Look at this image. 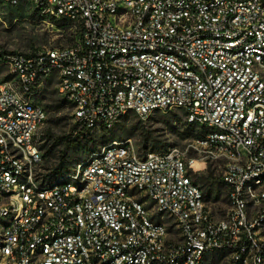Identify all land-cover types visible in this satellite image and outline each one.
Instances as JSON below:
<instances>
[{
	"label": "built area",
	"instance_id": "2783aa9c",
	"mask_svg": "<svg viewBox=\"0 0 264 264\" xmlns=\"http://www.w3.org/2000/svg\"><path fill=\"white\" fill-rule=\"evenodd\" d=\"M0 4H28L72 36L0 55L11 78L0 82V264H264V0ZM52 81L91 132L184 111L203 134L185 152L145 156L112 143L46 183L38 93ZM189 151L222 166L225 218L194 182Z\"/></svg>",
	"mask_w": 264,
	"mask_h": 264
},
{
	"label": "rangeland",
	"instance_id": "374dc122",
	"mask_svg": "<svg viewBox=\"0 0 264 264\" xmlns=\"http://www.w3.org/2000/svg\"><path fill=\"white\" fill-rule=\"evenodd\" d=\"M71 42L72 36L68 32H64L53 21L40 18L30 5L10 9L0 4V55L4 53L28 55L43 49L62 48L70 45ZM6 75V69H0V82L11 79L10 77L6 78ZM54 85L55 82L52 81L46 84L44 89L38 93V98L42 100L49 115L48 122L43 129L52 128L55 135L68 137L72 140L77 137L84 127L73 121L71 108L58 95ZM54 103L60 104L57 110L50 109V106ZM187 122V114L184 111L156 112L146 120L140 119L135 114H129L113 129L116 132L114 140L100 138L103 144L99 150H103L112 143L126 144L136 149L139 156H141L140 141L143 134V125L146 124L150 128L152 136V142L145 149L146 153H162L170 148H177L185 152L188 146L196 140L197 135L202 133L197 127L188 125ZM100 131L93 133L98 136ZM44 143L42 139H39L38 147L44 154V162L37 172V176L42 181L52 179L50 183L59 181L65 175L74 172L78 165L86 162L89 156L95 153L89 149L72 150L69 153L68 168L63 169L60 156L64 145L53 142L50 146L52 154L47 157L46 152L43 150ZM201 158L202 155L189 151L187 155L188 163L190 164L192 160L197 162L196 168L191 170L190 174L194 182L204 190L207 206L212 209L214 216L218 219L225 218L229 203L227 202L225 187L221 181L222 166L220 164L203 165L198 161ZM209 166L212 167L213 176L218 178V182L204 189L202 180H204ZM202 177L203 179H201ZM210 259L216 260V264H225L224 259L221 261L217 257Z\"/></svg>",
	"mask_w": 264,
	"mask_h": 264
},
{
	"label": "trees",
	"instance_id": "16d2710c",
	"mask_svg": "<svg viewBox=\"0 0 264 264\" xmlns=\"http://www.w3.org/2000/svg\"><path fill=\"white\" fill-rule=\"evenodd\" d=\"M58 25L62 29H64V27H65L64 23H58ZM59 106H60V104L54 103L53 105L50 106V109L51 110H57L59 108ZM187 124L190 125L188 122H187ZM202 134L203 133L198 134L196 139L201 137ZM115 136H116V132L114 130L102 129L100 131V135L96 136L89 129L84 128L83 130H81L78 133L77 137H75L74 139L71 140L68 137L57 136L53 133L52 128H47V129H43L40 132L39 139H42L43 142H45L44 146H43V150L46 152L47 157H49L52 154V148L50 146L53 142L61 143L64 145V147L61 151V156H60L61 157V167L63 169H67L68 164H69L68 163L69 153L72 150L89 149L91 151L98 152V151H100L99 149L103 144V142L100 140L101 137L104 139L108 138L110 140H114ZM151 142H152V136L150 133V128L146 124H144L143 125L142 139L140 141V143H141V148H140L141 156L146 155L145 149ZM201 179H203V177ZM50 180H52V179H50ZM50 180H45L44 182L50 184ZM202 181H203L202 187L204 189H207L209 186H211V184L218 182V178H215L213 176L212 167L209 166L207 172L205 173L204 180H202ZM225 192H226V190H225Z\"/></svg>",
	"mask_w": 264,
	"mask_h": 264
},
{
	"label": "bare ground",
	"instance_id": "6f19581e",
	"mask_svg": "<svg viewBox=\"0 0 264 264\" xmlns=\"http://www.w3.org/2000/svg\"><path fill=\"white\" fill-rule=\"evenodd\" d=\"M196 165H197V163L196 162H193L192 167L193 168H196Z\"/></svg>",
	"mask_w": 264,
	"mask_h": 264
}]
</instances>
